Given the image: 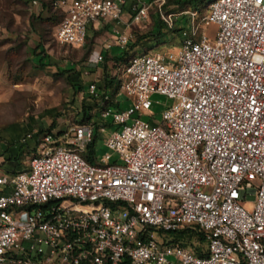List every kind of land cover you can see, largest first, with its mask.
Segmentation results:
<instances>
[{
    "label": "built area",
    "instance_id": "built-area-1",
    "mask_svg": "<svg viewBox=\"0 0 264 264\" xmlns=\"http://www.w3.org/2000/svg\"><path fill=\"white\" fill-rule=\"evenodd\" d=\"M132 1L130 11L127 0L55 2V38L74 48L105 21L123 49L153 8L170 28L189 16L191 30L177 51L135 54L119 70L131 105L107 106L99 131L121 127L104 146L123 165L109 153L89 163L94 126L75 125L44 135L22 172L0 175V264H264V0H214L205 15ZM212 25L211 41L200 30ZM155 96L169 101L162 123ZM190 226L206 233L202 257L167 244Z\"/></svg>",
    "mask_w": 264,
    "mask_h": 264
},
{
    "label": "rangeland",
    "instance_id": "rangeland-1",
    "mask_svg": "<svg viewBox=\"0 0 264 264\" xmlns=\"http://www.w3.org/2000/svg\"><path fill=\"white\" fill-rule=\"evenodd\" d=\"M27 1L0 0V128L34 118L37 130L53 128L52 133L65 132L77 124L76 119L78 114H81L82 105L93 101L83 93L76 94L60 75L58 67L75 64L86 88L91 84H97L103 76L102 63H96L97 51L111 43L113 37L100 31L98 32L99 40L94 43L88 42L85 47L74 48L62 45L55 38L59 16L51 7L53 0H35L30 3ZM171 1L175 2V0ZM43 4L48 5V10H43ZM189 8L190 6L185 4L173 3L168 10L181 14L190 11ZM154 12L155 8L151 11L148 21L132 25L130 34L134 42L152 32L155 26L152 19ZM207 13H209L208 8L200 11L201 15ZM39 14L43 16V19L33 17ZM128 18L126 15L125 19ZM154 18L158 21L160 16L157 15ZM174 20L175 29L179 31L173 32L167 25L162 31V36L142 40L135 49V54L156 53L166 56L170 52L177 51L186 39V34L191 30V20L189 16H181ZM200 31L209 36L212 41L217 28L212 25L203 27ZM96 33H93L91 38ZM40 41L52 58V66L46 69L36 67L30 60V48H35ZM90 49L94 52L88 59ZM121 51H123L122 48L115 49L113 55ZM108 66L110 73L115 74L114 64L109 63ZM153 100L159 103L154 104L151 109L156 115L154 119L162 123L163 112L169 101L162 96H155ZM116 101L121 107L117 109L111 105L110 108L114 112L128 110L131 105V102L123 95L117 96ZM142 119L151 120L147 117ZM110 121L106 125L105 134L100 133L99 129L95 131L94 155L99 162L106 153H109L113 156L111 164L123 165L118 160V156L104 146L105 140L114 131L121 129V127L112 126ZM19 170L22 171L25 168L21 166ZM247 208L251 209L252 204L250 203Z\"/></svg>",
    "mask_w": 264,
    "mask_h": 264
},
{
    "label": "trees",
    "instance_id": "trees-1",
    "mask_svg": "<svg viewBox=\"0 0 264 264\" xmlns=\"http://www.w3.org/2000/svg\"><path fill=\"white\" fill-rule=\"evenodd\" d=\"M33 1L35 0H28L27 3ZM56 1L58 0H53L51 7L57 12L59 16V27L63 19V14L55 8L54 4ZM213 1L214 0H175L173 3L185 4L190 6L189 9L191 10L203 11V9H207ZM127 2L128 5L126 6V10L130 11L133 1L127 0ZM173 3L171 0H167V7L169 8ZM48 8L49 7L47 4H43V10H48ZM153 9H151V11ZM157 15L158 14L155 8L154 15L152 16L155 26L149 35L140 37L137 42H134L131 38L127 46L124 47L123 51H121L119 54L110 55L109 52L104 53L103 61L101 62L103 76L99 82L95 84L97 90L95 95H90L88 91L89 87L86 88L83 85L80 79V72L77 70V65L68 64L58 67L60 75L69 83L76 94L83 93L93 101L92 103H84L82 105L81 114H78V119H76V125L83 126L91 124L94 126L93 141L89 144L84 155L87 161L91 164H98V159L94 155L93 148L96 143L95 131L99 129V125L102 121V111L107 106L111 105L115 106L117 109H120L121 107L120 103L116 101L117 96H119L122 84V80L119 78V70L124 68L134 57L135 49H137L142 40L149 37L162 36L163 29L168 25L161 18L157 21L156 18H154ZM33 17L39 20L43 19L41 14H39L37 17ZM175 27L176 26L174 25L171 30L173 32L179 31L175 29ZM97 40L98 33H96L93 38L88 36L86 44L83 47H85L88 42L94 43ZM93 52L94 50L90 49L88 59L91 57ZM30 60L36 67H39L40 69H46L47 67L52 66V58L46 52L41 41L35 48H30ZM109 63H113L114 67H116V73L113 75L110 73V68L108 66ZM52 131L53 128L48 130H37L34 118H30V120L24 122L12 123L0 128V158L2 157L4 159L0 164V173L3 175L14 176L22 172L23 170H19L21 166L23 168L27 167V162H29L37 153L43 136L48 133H52ZM62 133L63 132H59V134ZM166 239H168V245H180L182 247L189 248L200 257L204 255V250L207 245L206 233L196 226L185 227L177 232L169 233L167 234ZM193 239L194 241H191Z\"/></svg>",
    "mask_w": 264,
    "mask_h": 264
},
{
    "label": "crops",
    "instance_id": "crops-1",
    "mask_svg": "<svg viewBox=\"0 0 264 264\" xmlns=\"http://www.w3.org/2000/svg\"><path fill=\"white\" fill-rule=\"evenodd\" d=\"M95 31V32H94ZM100 31H103V33L105 32L106 35L110 34L111 37H113V26L111 23H108V22H101V23H98L96 24L95 26H92L91 29L89 30V37H91V35L93 33H98ZM127 32H130V29L127 30ZM98 40H99V37H98ZM115 49H120L119 47L115 46L114 45V42L112 41L111 43L105 45L103 48H101L99 51H97V53H101L102 55H104V53L106 52H109L110 55H113V50ZM3 158L1 157L0 158V164L1 162H3ZM29 162H27L28 164ZM0 175H3L2 173H0ZM0 195H1V192H0Z\"/></svg>",
    "mask_w": 264,
    "mask_h": 264
}]
</instances>
